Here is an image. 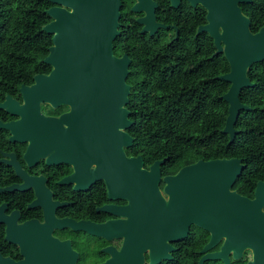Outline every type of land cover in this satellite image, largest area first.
<instances>
[{
  "label": "flooded vegetation",
  "instance_id": "obj_1",
  "mask_svg": "<svg viewBox=\"0 0 264 264\" xmlns=\"http://www.w3.org/2000/svg\"><path fill=\"white\" fill-rule=\"evenodd\" d=\"M131 1L129 21L135 23V30L139 27V33L144 37H156V41L162 43H171L175 39L189 43V39L195 40L205 33H197V30L207 23V11L191 0H177L176 6H172L171 0H151L158 5L154 9L155 22L167 28H160L152 36L149 32L142 33L143 25L137 20L145 13L131 11L135 4L134 0ZM124 31L125 28L119 30L120 34ZM117 48L114 45L115 55L127 54L116 53ZM130 53V56L127 54L130 65L126 79L130 95L124 106L127 111L126 127L109 124L105 112H99L97 120L88 117L90 112L83 110L64 117L72 111V107L65 104L54 106L41 103V118L22 119L0 110V123L11 125L14 129V133L11 129H0V255L3 258L14 262L56 261L60 264H201L204 255L222 250L226 239L224 233H230L228 224L223 222V210H211L212 222L215 216L222 219L221 224L214 225L211 230L191 223L182 239H168L171 233L174 237L181 233L175 227L182 211H175L172 215L173 212L166 209L169 195L165 191L167 184L164 180L176 177L187 165L165 168L168 157L161 159L165 161L160 166L158 192L163 203L162 208L155 211L143 206L137 198L138 193L128 186L133 179L142 182L149 166L154 161H161L154 160L149 164L146 151L133 149V129L144 120L133 117L134 107L130 97L137 82L130 68L138 55L133 50ZM139 88L136 86V89ZM12 99L19 106L23 105L19 93ZM246 108L247 111H239L238 115L251 110ZM113 130H119L131 140L129 146H122L120 154L125 160L140 158L141 163L136 170L140 176L132 177V168L119 172L124 161L111 157L119 153L100 148L106 146L103 142L109 140ZM234 130L238 133L236 128ZM248 154L258 156L249 159L257 165L250 166L252 172L247 174H243L249 170L244 158L205 161L239 160L242 166L240 174L224 191L238 200L252 201L256 198L258 184H264V152L249 151ZM210 181L213 179L210 178ZM223 181L222 177L215 178L220 186L215 192H210L211 198H221ZM9 188L11 190H7ZM228 208L226 216L229 215ZM212 233L219 234L218 239L202 251L210 242ZM7 235L12 243L6 239ZM48 238L64 246L49 245ZM222 253L227 257V263L222 257L205 258L202 263L247 264L253 256L247 248L237 258L232 249ZM168 255L170 258H167Z\"/></svg>",
  "mask_w": 264,
  "mask_h": 264
},
{
  "label": "water",
  "instance_id": "obj_2",
  "mask_svg": "<svg viewBox=\"0 0 264 264\" xmlns=\"http://www.w3.org/2000/svg\"><path fill=\"white\" fill-rule=\"evenodd\" d=\"M53 5L44 12L51 21L42 26L41 30L51 35L52 45L47 48V54L41 63L51 67L48 75H36L30 87L19 89L23 105L6 96L0 104V110L11 116L25 118H41L39 106L49 103L54 106L70 105L72 111L64 116H73L78 111L90 112L88 117L97 120L99 112H105L107 121L120 127L128 126L127 111L124 106L128 103L130 86L126 83L129 74L130 58L126 53L117 56L114 53V40L119 36L121 27L120 0H43ZM133 12H144L145 16L137 20L143 25L142 33L149 32L152 36L160 28H167L155 22L156 6L151 0H134ZM177 0H171L176 6ZM202 5L207 13V23L200 26L197 33L205 32L213 40L216 49L214 55L223 54L229 71L217 78L218 81L229 85L227 92L220 97L227 104V115L224 120L222 134L227 135L229 144L237 133L233 126L239 111L248 109L239 103L238 97L243 89L251 88L246 77L247 71L255 64L264 60V26L256 32L250 30V20L243 14L240 4L250 3L251 0H191ZM11 129L13 126L2 125L0 129ZM14 137L12 136L11 139ZM131 140L119 130L112 131L106 146L101 149L117 151L113 159L124 162L119 172L132 168V177L140 176L136 172L141 160L139 157L125 160L120 151L122 146H129ZM165 160L154 161L149 166L144 180L133 179L128 185L138 193L139 201L149 210L162 208L158 184L160 166ZM125 163L126 166H125ZM242 166L237 159H216L210 161L198 160L196 163L182 168L174 178H166L165 191L169 195L167 210L182 211L176 222L175 230H181L177 236H168L169 240L182 239L191 223L197 227L211 230L214 225H220V216L211 221V210L224 211L223 222L228 224L230 233L226 236L222 250L204 255L205 258L222 257L227 263V257L222 251L232 249L234 257L240 256L243 249L252 251V259L247 264H264V189L258 184L256 198L238 200L233 195H227L224 189L230 186L240 174ZM223 178V190L219 200L211 198L210 192L219 188L215 178ZM210 178L213 181H210ZM213 188V189H211ZM11 190V188L7 189ZM228 202L226 204L225 201ZM229 207V208H228ZM229 215L227 214V209ZM151 213V212H149ZM177 216V214H176ZM181 227V228H180ZM219 237L212 233L210 242L203 248L211 246ZM6 239L13 242L9 235ZM48 244L62 247L56 241L48 238ZM167 258H170L168 255ZM158 262V261H155ZM0 264H60L54 262H29L22 260L14 262L0 255ZM104 264H110L106 262ZM151 264H155L151 262Z\"/></svg>",
  "mask_w": 264,
  "mask_h": 264
},
{
  "label": "trees",
  "instance_id": "obj_3",
  "mask_svg": "<svg viewBox=\"0 0 264 264\" xmlns=\"http://www.w3.org/2000/svg\"><path fill=\"white\" fill-rule=\"evenodd\" d=\"M121 1L119 30L126 31L114 45L116 53L130 56L133 50L138 55L130 68L137 82L130 102L133 117L144 120L133 129V149L146 151L149 164L168 157L165 168L200 159L244 158L249 170L243 174L251 173L250 166L257 163L249 159L258 155L248 152H264V60L247 71L253 86L240 92L239 101L251 110L240 112L234 125L238 133L227 144L221 133L227 104L220 97L229 86L217 80L229 71L224 55H214L216 49L206 33L189 43L179 39L162 43L142 36L129 21L132 1ZM51 6L43 0H0V103L33 84L34 76L51 72L41 63L52 45L51 35L41 30L51 21L44 12ZM240 7L250 20L251 32L264 26V0Z\"/></svg>",
  "mask_w": 264,
  "mask_h": 264
}]
</instances>
